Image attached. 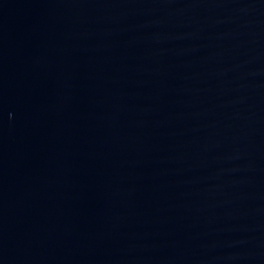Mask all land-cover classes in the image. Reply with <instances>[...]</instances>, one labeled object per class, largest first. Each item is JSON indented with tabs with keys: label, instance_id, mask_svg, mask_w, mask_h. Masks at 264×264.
<instances>
[{
	"label": "water",
	"instance_id": "1",
	"mask_svg": "<svg viewBox=\"0 0 264 264\" xmlns=\"http://www.w3.org/2000/svg\"><path fill=\"white\" fill-rule=\"evenodd\" d=\"M0 264H264V0H0Z\"/></svg>",
	"mask_w": 264,
	"mask_h": 264
}]
</instances>
